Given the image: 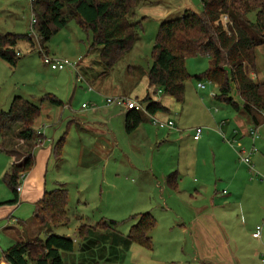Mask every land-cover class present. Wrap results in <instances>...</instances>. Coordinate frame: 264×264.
<instances>
[{
  "label": "rangeland",
  "instance_id": "1",
  "mask_svg": "<svg viewBox=\"0 0 264 264\" xmlns=\"http://www.w3.org/2000/svg\"><path fill=\"white\" fill-rule=\"evenodd\" d=\"M32 4L30 0H0V33L31 32ZM202 10L201 0H139L135 15L131 19L134 21L142 19L144 30L139 34L133 54H129L130 51L118 61L111 72L109 71L111 81L119 87H125L135 81L140 66L147 70L152 65L155 37L163 20L183 16L187 11L200 13ZM34 37V45L24 40L19 43L21 56L16 65L0 57V112L9 109L16 95L24 96L40 105L42 117H46V112L55 109L66 111L72 109L79 118L85 116L87 109L101 108L103 111L105 106L117 107L107 103V98L116 94L96 88L100 86V80L107 77L104 76L105 68L97 62L100 47L91 49L93 35L77 20L71 21L68 26L54 34L46 42V48L49 51L47 54L67 58L78 64L85 57L83 64H89L92 68L88 67L82 71L84 75L82 80H78V73L72 67L62 70L53 69L44 59L45 50L40 37L36 34ZM211 60V57L205 53L186 57L185 64L190 78L186 81L183 102L174 100L159 89L157 92L156 86L150 88L146 75L136 86L133 85L129 93L135 99H142L148 93L156 100L170 99L178 107V111L173 113L172 117L185 129L187 135H191L192 138V129L203 126L204 131L218 133L220 141L226 143L229 148L221 147L213 138H209L210 142L200 147L192 142L179 146L173 141L174 137L166 140L169 132L176 133L177 130L169 129L167 126L161 127L153 121H146L151 125L149 136L143 130L128 133L122 117L112 122L119 145L115 146L109 162L98 158L96 165L90 164L95 161L91 159V161L85 160L84 166H80L75 157L73 158V153H76L79 146L78 135L74 130L64 151V155H69V158L65 156L63 160L55 158V164L52 160L47 171V190L61 186L69 190L70 220L67 223L55 226L43 225L34 216L33 203L9 202L14 197V193L5 182L4 175L10 169L15 157L19 159L24 156L27 146L22 140L16 145L17 139H14L15 143L9 144L7 149L2 148L3 137L0 132V255L17 240H29L36 236L45 238L48 232L75 237L82 222L97 224L102 219L119 220L118 229L128 234L131 225L136 222L130 219L131 215L151 211L157 218V224L152 232L153 247L148 249L137 244L114 258L110 253L111 245L100 240L101 245H107L109 252L108 257L98 259L99 264H145L133 258L134 253L139 255L141 252L151 258L154 264H188L186 261L188 258L185 257L182 249L187 248V252L194 256L197 255L196 248L200 249V247L204 252L212 254V257L222 256L224 264H264V179L260 176L264 174V124L260 127L259 136L254 144L253 136L248 133L255 125L245 131L240 129L239 134H245L242 138L239 136L234 138V133L220 134L217 120L225 114L234 117L238 110L212 96L219 92V87L206 76V72L211 67ZM258 62V69L264 75L262 53ZM130 65L134 66L133 76L128 69ZM252 67L254 68L247 66L250 74L253 71ZM197 75L204 77L198 78ZM199 82L205 83L206 86L199 87ZM48 92L57 94L64 104L57 105L48 99L42 100L43 95ZM233 96L237 101H241L236 90L233 91ZM84 104L88 108L85 109ZM182 107L184 109L181 111ZM157 113L166 114L165 111ZM181 117L184 127L179 123ZM94 118L98 117L94 115L90 120L95 121ZM153 118L161 120L158 115ZM42 119L37 120L36 126ZM209 122L211 124H208ZM228 123L229 120L225 121L223 126H228ZM63 128H66V124ZM105 131L104 126L96 123L93 130L87 131L85 144L90 147L96 144V139L107 140ZM108 135L112 142L115 141L110 133ZM242 140L248 149L247 155L240 153L241 146L238 143ZM109 147L111 148V145ZM246 157H249L255 165V170L250 169ZM130 159L137 168L131 165ZM154 170L158 172L157 175ZM171 170L178 171L180 178V181L178 180L180 187L176 191L165 183H159L157 179L162 178L156 177L159 176V171L168 173ZM230 179L236 183L233 186L235 191L237 185L241 191L236 198L232 196L235 194L233 188L227 185ZM153 180L157 188L155 184L153 185ZM202 184L206 187L200 189ZM163 186L164 192H162ZM195 188H199L201 193L195 192ZM201 206L211 210L219 208L215 217L222 220L223 226L229 231L214 223L206 233L205 245L198 246L194 245L190 234L187 235L189 240L184 241V231L175 226V231L178 230L179 233H174L177 239L171 243L167 237L170 231L167 220L173 215L168 209L184 213L187 218H191L193 211ZM162 211L170 215L163 214ZM77 215L83 217L78 218ZM258 224L263 225L261 238L253 236ZM74 252L80 254L78 242H75ZM64 253L66 258L67 254ZM85 254L88 261L92 255ZM80 258L82 259V255ZM202 258L201 256L193 264H215L211 260H202ZM67 259L68 264L74 263L73 254Z\"/></svg>",
  "mask_w": 264,
  "mask_h": 264
},
{
  "label": "trees",
  "instance_id": "2",
  "mask_svg": "<svg viewBox=\"0 0 264 264\" xmlns=\"http://www.w3.org/2000/svg\"><path fill=\"white\" fill-rule=\"evenodd\" d=\"M138 1L35 0L32 12L37 21L32 26L33 30L27 34L0 33V57L16 65L21 56L19 43L24 40L34 45V34L40 37L48 53L46 42L71 21L77 20L92 33L91 49L100 47L99 63L105 67L104 73H108L133 49L140 32L144 30L142 19H131ZM201 1L203 10L200 13L187 11L183 16L160 23L153 46L152 65L147 70L140 66L138 80L146 75L151 87L156 86L157 90L183 102L186 81L190 78L186 57L198 53L208 54L212 60L206 76L218 84L216 98L237 110L243 108L251 115L255 126H259V114L264 111V81L251 76L247 66L256 65L257 49L264 45V0ZM223 15L228 16L226 23L222 20ZM133 67L128 68L131 74H134ZM138 80L135 79L134 86ZM234 90L241 101L233 96ZM114 96L129 97L127 94ZM46 99L57 105L64 103L53 92L43 95L42 100ZM138 100L144 104L145 111L128 109L125 119L128 133L141 125L145 112L156 114L158 111H169L161 100L153 99L150 93ZM41 114L40 105L21 95L13 98L8 110L0 112L2 148L7 149L14 139H17L14 142L16 145L22 140L27 146L24 156L19 159L15 157L4 175L5 182L14 193L9 201L11 204L20 202L18 187L34 167L35 147L38 144L34 126ZM66 142L65 133L55 143L57 156L63 153ZM178 180V171H171L166 176L167 184L174 190H179ZM34 216L43 225L67 223L70 220L68 188L61 186L45 190L35 201ZM130 219L136 222L131 225L128 234L118 229L119 220L102 219L97 224L82 222L76 238L48 232L45 238L36 236L29 240H17L2 252L0 264H68L64 252H74L75 242H78L80 252L100 255L103 249H109L106 244H100V240L106 241L111 245L110 253L114 258L130 249L133 243L151 249L154 245L151 232L157 224L155 215L151 211H144L131 215Z\"/></svg>",
  "mask_w": 264,
  "mask_h": 264
},
{
  "label": "crops",
  "instance_id": "3",
  "mask_svg": "<svg viewBox=\"0 0 264 264\" xmlns=\"http://www.w3.org/2000/svg\"><path fill=\"white\" fill-rule=\"evenodd\" d=\"M135 49H136V47H134L129 54H133ZM259 50H262V51L260 52ZM257 53H258L257 62H256V65L254 66V68L252 67L253 68V71H252L253 75L251 74V76H254L255 78H257L260 81H264V75H262V71L260 72V69H258L259 68V62H258L259 55H261V53L264 55V45H261L258 47ZM54 57H57V56H54ZM84 59H85V57L82 58V61L79 64V73L81 75H82V71L85 68H88V67L92 68V66L91 65L89 66V64H86V65L83 64ZM97 62L99 63L98 60H97ZM129 67H131V65ZM97 72H99V71H97ZM110 72H108V73H106V75H104V76H107L105 79H103L102 81L100 80V86L96 87L97 90L98 89L104 90V91H107L109 93H113L116 95L122 94V93L125 94V91H126V94L129 95V97H131L130 96L131 94L129 92L131 91L134 83H136V82L134 81L132 84H127L125 87H119L111 81V77H109L111 74ZM131 75L133 76V74H131ZM82 76H84V75H82ZM138 78H139V75H137L136 79L138 80ZM140 79L138 81H140ZM148 80H149V78H148ZM138 83L139 82H137V84ZM126 87H128V89H126ZM150 88H151V86H150ZM157 92H158V90H157ZM212 96L216 97V94L214 93ZM172 98L174 100H176L174 97H172ZM162 102L165 106H167L169 108V111H165L167 115L164 113H156V114L158 116H160V119H162V120H173L174 126H169L168 128L177 130V131H175L176 133H174V132L170 133L169 132L168 133L169 137L166 140H170L169 139L170 137H174L173 141L175 143H177L179 146L186 145L187 142H192V143L196 144L198 147H200V146L205 145L206 143H209L210 142L209 138H213V140L218 142L221 147H223L225 149L228 147L226 143H225L226 144L225 145L220 141V135L214 131H204L205 130L204 129L201 137L199 139H195L194 138L195 127H194L192 129L193 136L191 138V135H187V133L185 132V129H183L181 126H179L175 122L174 118L172 117V114L176 113V111H178V107L176 106V103H174L170 99H165ZM108 105H109V103H108ZM113 105H115V104H113ZM116 106L117 107L105 106V107H103V111L101 108L87 109L85 114H84L85 116H79V118L72 109H70L69 111H66L65 109H63V110L55 109V110L46 112V115H45L46 117H42L43 116V112H42L41 116L38 118V119L43 118L42 121L39 120L40 123L38 124V126H36V123L34 126L36 133L38 130L42 131V134H41L42 136H40L42 138V140H41V143H38L37 146L35 147L36 151H35L34 167L31 169L30 172L27 173V175L25 176V178L23 180L22 190H21V195H20V198L22 201H20V203L23 201H28V202L33 203L35 205V201L37 199H39L44 194L45 190L48 189L47 171H49V165L52 162V160H53V163L55 164V161H56L55 158H57V159L61 158L62 160H63L64 156L69 158V155H64L65 154L64 151L66 149L67 144L65 145L63 153L60 156H57L55 154V151H54L55 143L65 133L67 134V142L70 139V134L72 132H74V130L76 131V134L78 135L79 146L76 149V153H73V158L75 157V159L77 160V162L80 166H84L83 164H84L85 160L91 161V159H95V161H94V163L91 162L90 164L96 165L98 158L104 159L105 161L109 162L110 157L112 156V153H113L114 149L116 148L115 146L119 145V141H117V139H116V132L112 126V122L117 118L124 117V124H125V119H126V115H127V111H128L124 107H120L119 105H116ZM83 107L88 108V106H83ZM183 109L184 108L182 107L181 111ZM53 114H54V116H52ZM156 114H149L148 112H145L143 122L135 131L141 132L143 130L144 133L147 136H149L148 131H149V127H151V125L146 121L152 122L154 119L153 117H157ZM94 115L97 116L98 118H96V119L94 118L95 121L90 120V119H92V116H94ZM177 116H179V114ZM233 116L234 117H231L228 114L220 116V118L216 122L218 125H220L219 132H220V134H222V133L227 134L228 133L231 135H233V133H234V135H235L234 138H236L238 136L242 138L245 134L243 133V135H240L239 134L240 129H243V131L248 130L252 125H255V123L252 121L251 115L247 111H245L243 108L239 109L238 113L234 114ZM228 120H229L228 126H226V127L223 126L225 124V121H228ZM210 122H212V121H210ZM210 122L208 124H211ZM96 123H99V125L105 127V130H106L105 136H106L107 140L101 141V140L96 139V144L95 145L92 144V146L88 147V145L85 144L86 133H87V131L93 130ZM179 123L184 127V123L182 122V117L180 118ZM259 123H260L259 124L260 127L264 124V111H262L259 114ZM65 124H66V128L64 129L63 126ZM176 125H177V128H176ZM109 133L112 135V137H114L115 141L113 140V142H112L111 137L110 138L108 137ZM188 133H190V132H188ZM244 139H245V137H244ZM239 143L240 144L243 143L242 145L245 146L243 140H242V142L239 141ZM253 144H254V141H253ZM109 145H111V148L109 147ZM245 148H246V146H245ZM229 152H231L233 154L232 151H229ZM130 161H131V165L133 167L137 168V165L133 162V160L130 159ZM150 170L152 171V169H150ZM154 171L153 172L155 173V175H157L158 172L156 170H154ZM171 171H169V172H171ZM165 173L166 172H160L159 171V176H156V177L157 178L161 177L162 179L161 180L157 179V181L159 183H165V185L169 187V185L167 184V181H166V176L168 173H166V174ZM58 177H59V175H58ZM59 179H62V178H59ZM179 181H180V178H179ZM55 182H60V180H55ZM154 184L156 186V183L153 180V185ZM235 184L236 183H234V181L232 179H230L227 182V185L229 187H232V188H233V186H235ZM179 187H180V182H179ZM205 187L206 186L204 184H202V187L200 189H203ZM156 188H157V186H156ZM200 189L195 188L194 190H195V192L201 193ZM164 190H165V187L163 186L162 192H164ZM232 190L235 191L234 188ZM240 194H241V191L237 185L235 194L232 196L234 198H236ZM212 201H214V199H212ZM168 211L171 213V215H173V217H170V219L167 220V221H169L168 227L170 230L169 233H167V237H168V239H170L171 243H173L174 240L177 239V237L174 235V233L175 234L179 233L178 230L175 231V226H176V228L184 231V238H185V239L183 238L184 241L189 240V239H187V237L190 234L192 237V241H193L194 245L197 244L198 246L205 245L204 240H206V233H207L208 229L212 228L214 223H218L220 228L225 227V226H223L224 222H222V220H219V218L215 217V216H217L216 213L219 211V208L211 210V209H206L203 206H201V207L197 208L195 211H193V216L191 218H187V216L184 213L181 214L179 212H174L171 209H168ZM162 213L170 215L166 211H162ZM225 229L229 231V229H227V227H225ZM152 232H153V230H152ZM152 232H151V235H152ZM152 238H153V235H152ZM232 238H233V236H231V239ZM134 245H137V244L133 243L131 245V248ZM138 246H139V244H138ZM182 251L184 252L185 257L188 258V259H186L188 264L196 263V260H199L201 256L203 257L202 260H211L215 264H224V262H222V260H223L222 256H213L212 257V254H210L208 252L207 253L204 252L201 249V247H200V249L196 248L197 255H194V256H191V254L187 252V248L186 249L183 248ZM107 253H108V250H107V248H105L102 250L100 255L92 254V257H89L88 261H87L86 260L87 255H85L84 253L80 252V254H77L76 252H72V253L67 254L66 259L69 255L73 254L74 259H75L73 264H99L100 262L98 261V259L101 260L102 257H108ZM80 255H82V259L80 258ZM112 257H113V255H112ZM133 258L135 261L145 263V264H154L155 263L151 258L147 257L142 252L139 255L134 253ZM67 261H68V259H67Z\"/></svg>",
  "mask_w": 264,
  "mask_h": 264
},
{
  "label": "built area",
  "instance_id": "4",
  "mask_svg": "<svg viewBox=\"0 0 264 264\" xmlns=\"http://www.w3.org/2000/svg\"><path fill=\"white\" fill-rule=\"evenodd\" d=\"M35 0H30V2H34ZM222 20L224 23H226V21L228 20V16L227 15H223L222 16ZM37 21V18L35 16V14H32L31 17V26H33V24ZM33 30V29H32ZM44 52V59L46 62L51 64V67L53 69H66L68 67H72L74 69H76V71L78 72V80H82V75L79 73V65L78 63L69 60L67 58H59V57H54L51 56L50 54H47L45 51ZM206 85L203 82H199V87L204 88ZM107 102L109 104H118L119 106L124 107L126 110L130 109V108H135L137 110H142L145 111V106L144 104H142L138 99L132 98V97H125V96H109L107 98ZM84 106H86V104H84ZM156 124H159L161 127L164 126H174V121L173 120H159L157 118H154L153 120ZM204 127L203 126H196L195 127V134H194V138L195 139H199L203 133ZM259 130H260V126H254L253 128L250 129L249 134L253 136V141H255V139L259 136ZM42 134L41 130H38L36 135H37V143H41L42 138L40 136ZM239 146H241V150L240 153L241 155H247V149L245 147H242L243 145H241L239 143ZM253 149H255L253 147ZM250 153V152H249ZM245 160L247 161V163L250 166L251 170H255V165L250 161L249 157H246ZM24 176V175H23ZM263 179H264V174L260 175ZM25 178V177H24ZM22 190V185H20L18 187V191L20 192ZM262 230H263V225L258 224L256 226L255 231L253 232V236L257 237V238H261L262 237Z\"/></svg>",
  "mask_w": 264,
  "mask_h": 264
}]
</instances>
